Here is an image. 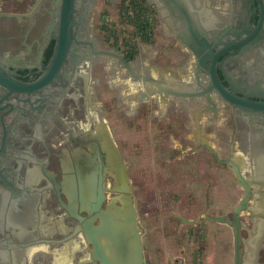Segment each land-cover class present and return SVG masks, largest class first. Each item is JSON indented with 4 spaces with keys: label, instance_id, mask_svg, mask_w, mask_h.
Returning <instances> with one entry per match:
<instances>
[{
    "label": "flooded vegetation",
    "instance_id": "1",
    "mask_svg": "<svg viewBox=\"0 0 264 264\" xmlns=\"http://www.w3.org/2000/svg\"><path fill=\"white\" fill-rule=\"evenodd\" d=\"M123 1L0 0V264H97L83 224L96 212L69 206L100 173L115 185L116 147L150 264H211L221 195L227 215L245 197L264 212V111L226 100L210 73L215 57L230 93L264 101V0ZM116 8L129 13L122 40ZM67 12L68 50L45 79ZM160 35L162 49H143ZM100 63L130 98L128 162L96 92ZM105 192L107 209L118 194Z\"/></svg>",
    "mask_w": 264,
    "mask_h": 264
},
{
    "label": "water",
    "instance_id": "2",
    "mask_svg": "<svg viewBox=\"0 0 264 264\" xmlns=\"http://www.w3.org/2000/svg\"><path fill=\"white\" fill-rule=\"evenodd\" d=\"M70 25V12H67L61 25L55 59L45 79H48L64 60L70 42ZM262 28L263 16L255 32H259ZM200 61L204 63L205 59H201ZM210 73L214 83V86H212L215 87L226 100L245 105L250 109L264 111V101L252 100L247 97H238L230 93L224 87L217 75L215 57L211 64ZM5 78L8 79L7 76H5ZM45 79L36 85H41L45 82ZM8 87L10 91H12L13 88L15 89V86L11 84H9ZM116 156L115 185L112 187H104L102 174L100 173L98 192L92 190L91 183L88 185L86 184V187H89L86 188V191L80 199H78L76 194L73 195L72 204L69 206L70 210H73L74 213L78 211L79 203L80 208L82 210H87L90 215L96 212L93 217L83 221L85 227L84 236L91 244V256L84 262L93 261L97 264H150V261L146 259L144 254L141 228L138 224V213L133 198L130 195L131 187L127 176L126 163L118 147H116ZM237 172L239 177H241L240 172ZM105 190L118 194L107 209L103 208V203L106 199ZM247 201L248 199L245 197L243 201L235 207L234 211L228 215L218 214L211 218V221L214 223H227L234 227L236 264L242 263L244 229L250 232L251 237H258L264 234V231L262 233L259 231L260 229L257 230L258 226L256 223H258V213L253 212L251 215V213L247 211L245 207ZM245 211H247L248 215L245 214ZM260 215H264V213L262 212ZM251 216L255 217L253 221L254 224H256V226L253 225L252 228L248 226L249 221H247V219H251ZM97 220L98 224H95ZM255 229L258 231L256 234L254 233ZM253 247L257 253L260 246L256 245L255 247L253 245Z\"/></svg>",
    "mask_w": 264,
    "mask_h": 264
},
{
    "label": "rangeland",
    "instance_id": "3",
    "mask_svg": "<svg viewBox=\"0 0 264 264\" xmlns=\"http://www.w3.org/2000/svg\"><path fill=\"white\" fill-rule=\"evenodd\" d=\"M127 4L128 0H124L121 3V7H124ZM123 11L118 13V10L116 8V15L114 13L115 11L112 12L115 15L116 23H119L118 29L120 33V40H122V37L125 35V33H129L130 28L127 24L129 22V13ZM157 39L158 40L156 45L158 46V48L148 46L144 47L143 49L151 53V51H154L156 49H162V46L166 45V43L169 42V39L167 40L165 36L163 37L162 35H160V37ZM160 58L161 60L163 59L162 56L158 57L157 59L160 60ZM95 73L96 77H98V85L96 87V92L100 98L102 109H104L106 119L108 120V123L111 126L115 138L121 145L123 155L126 161L128 162L134 156L131 138L135 134V131L133 132V127H130V123L134 119V114L132 113V107L130 105V98L125 97L121 94V87L116 84V75H113V72H108L107 68L103 67L102 63H100L96 67ZM127 74L128 72L125 70L121 73V77H126ZM222 136H224V133L220 135L218 131V138Z\"/></svg>",
    "mask_w": 264,
    "mask_h": 264
},
{
    "label": "crops",
    "instance_id": "4",
    "mask_svg": "<svg viewBox=\"0 0 264 264\" xmlns=\"http://www.w3.org/2000/svg\"><path fill=\"white\" fill-rule=\"evenodd\" d=\"M153 48H158V46L154 45ZM185 72L186 69L184 68ZM261 150L264 151V140L259 141L257 144ZM236 155L241 156L243 153L238 152ZM235 156V155H234ZM235 158V157H234ZM221 196L217 198V206H216V214H226L228 210L221 211L219 208V203L221 200ZM262 213V212H261ZM264 213V212H263ZM264 215H260L258 213V223L257 226L260 228V231L263 233L264 231ZM255 224V225H256ZM244 245H243V254H242V263L241 264H264V258H262L261 251L264 247V234L258 237H251L250 235H243ZM212 256L210 258L211 264H236L235 260V229L233 226L227 223H216V231L214 234V239L212 237ZM253 245L256 247L260 246L259 251L257 253L254 250ZM161 264H166L162 262Z\"/></svg>",
    "mask_w": 264,
    "mask_h": 264
},
{
    "label": "bare ground",
    "instance_id": "5",
    "mask_svg": "<svg viewBox=\"0 0 264 264\" xmlns=\"http://www.w3.org/2000/svg\"><path fill=\"white\" fill-rule=\"evenodd\" d=\"M43 249V248H42ZM70 251V250H69ZM69 255V254H68ZM70 257V256H69ZM60 258V257H59ZM63 258V257H62Z\"/></svg>",
    "mask_w": 264,
    "mask_h": 264
},
{
    "label": "trees",
    "instance_id": "6",
    "mask_svg": "<svg viewBox=\"0 0 264 264\" xmlns=\"http://www.w3.org/2000/svg\"><path fill=\"white\" fill-rule=\"evenodd\" d=\"M125 12H126V10H125Z\"/></svg>",
    "mask_w": 264,
    "mask_h": 264
}]
</instances>
